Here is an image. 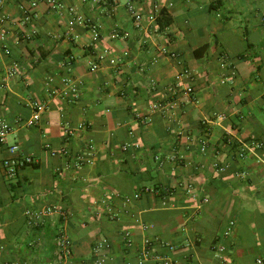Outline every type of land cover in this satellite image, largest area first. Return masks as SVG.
Masks as SVG:
<instances>
[{
	"label": "crops",
	"instance_id": "obj_1",
	"mask_svg": "<svg viewBox=\"0 0 264 264\" xmlns=\"http://www.w3.org/2000/svg\"><path fill=\"white\" fill-rule=\"evenodd\" d=\"M34 1L0 0V119L33 158L8 177L0 144V264H96L102 239L103 264L135 263L145 239L143 264H264V149L238 160L223 144L264 140V0H139L154 25H137L127 0ZM35 101L45 110L28 126ZM145 186L173 192L111 196ZM45 205L62 213L27 216Z\"/></svg>",
	"mask_w": 264,
	"mask_h": 264
},
{
	"label": "built area",
	"instance_id": "obj_2",
	"mask_svg": "<svg viewBox=\"0 0 264 264\" xmlns=\"http://www.w3.org/2000/svg\"><path fill=\"white\" fill-rule=\"evenodd\" d=\"M106 1L109 2L110 4H117L119 2V0H106ZM138 1L139 0H127L126 1L125 5H126V8L129 14L133 17L137 25H140L144 19H146V21H148L151 25L152 24L154 25L156 21V15L154 13H150L149 15L144 17L143 13L139 11V9L135 5ZM48 2L52 8L61 6L59 0H48ZM35 6H36V1L30 0V10L31 11L33 10ZM28 16L29 15L25 16L24 21L28 20ZM74 21L79 22V23L83 22L82 18L79 16H77L74 19ZM91 28L93 31H95V27L93 25L91 26ZM103 58H104V54H99L96 58L98 62L92 63V66H91L92 69H96L98 67L99 61L102 60ZM110 62L114 63V60L111 59ZM63 82L66 83V80H63ZM72 91L74 90L72 89ZM183 92L186 94H190L192 92V88L185 87L183 89ZM31 105L35 111L33 112L32 116H30L25 121V124L28 126L33 125L39 119L40 113L45 110V105H43L42 103L35 101V102H32ZM136 118L141 119V120L143 119L140 114H136ZM78 127L82 128L83 125H79ZM10 131H11L10 124L4 119H0V144H5L9 152V156L3 160V167L8 177H14L20 168L33 164V158L30 157L29 155L18 154L20 149L17 144H10V145L7 144V136L10 133ZM65 132L71 133V128L68 125L65 126ZM223 144L228 147H231L233 145L232 138L229 135H225L223 139ZM131 146L134 149H138L140 145L138 143H134V144L124 143L122 145V149L126 150ZM45 147L48 149L50 148L49 144H46ZM206 148H207V140L205 138L200 139L199 140V150L203 153L205 152ZM261 149H264V140L250 141L248 143L241 142L240 145H237L235 150H233L232 155L234 159L242 160L243 158H245L248 151L261 150ZM49 151L52 156L57 154V151H54L52 149H49ZM59 152L63 155H68L69 153L68 149L64 147H62ZM178 158L179 156L174 154L171 156L170 159L172 162H176ZM214 167L219 171L223 170V167L217 164H214ZM179 186H181L187 194L194 195L191 183H187L186 185H184L183 183H179ZM165 191L168 195L172 194L173 192L169 188H166ZM157 193L158 191L156 189L149 187V186H145L140 191L134 193L131 196L123 195L120 193H112L111 196L113 199L115 198L120 199L123 203L128 204V203H131L132 200L139 199L144 194H157ZM61 213L62 212L60 211L59 208H57L56 206H51V205H45L40 210H26L27 216L34 218L35 221L40 220V218L45 215H53V214H61ZM117 215L118 213L114 212L113 216H117ZM230 226H232V223H230ZM142 227L143 229H148L151 227V225L143 223ZM229 233H230V227H228L224 231L225 235H228ZM123 237H124L125 244L127 246L130 245L131 244L130 234L128 232H125ZM148 243H149V240L145 239V246L140 251L137 261L135 263H128V264H143L144 261L149 258L148 248H147ZM55 245L57 247L56 256L58 260H63L64 257L69 256L71 254L70 241L65 236L63 231H58L56 233ZM169 247L172 248V246H169ZM108 249H109V244L106 239H102L101 241L97 242L94 245L92 249V253L96 256V264L104 263L107 257L105 252ZM156 260L159 261V264H171V261L165 256L157 257ZM257 263L263 264V261L259 259L257 260Z\"/></svg>",
	"mask_w": 264,
	"mask_h": 264
},
{
	"label": "trees",
	"instance_id": "obj_3",
	"mask_svg": "<svg viewBox=\"0 0 264 264\" xmlns=\"http://www.w3.org/2000/svg\"><path fill=\"white\" fill-rule=\"evenodd\" d=\"M162 12V11H161ZM237 143H235V142H233V145L230 147L231 148V150H232V152H233V150H235V148L237 147ZM154 189H156L157 191H158V193L157 194H155V195H158V196H160V197H162V196H166V191H165V189L166 188H159L158 186L157 187H155Z\"/></svg>",
	"mask_w": 264,
	"mask_h": 264
}]
</instances>
